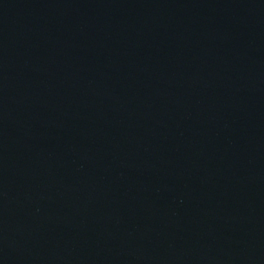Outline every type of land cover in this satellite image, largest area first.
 I'll list each match as a JSON object with an SVG mask.
<instances>
[{"label":"water","instance_id":"95a60500","mask_svg":"<svg viewBox=\"0 0 264 264\" xmlns=\"http://www.w3.org/2000/svg\"><path fill=\"white\" fill-rule=\"evenodd\" d=\"M0 264H264V0H0Z\"/></svg>","mask_w":264,"mask_h":264}]
</instances>
